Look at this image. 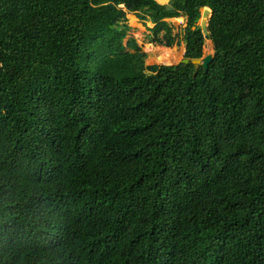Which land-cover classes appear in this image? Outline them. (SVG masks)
Returning a JSON list of instances; mask_svg holds the SVG:
<instances>
[{"label":"trees","instance_id":"obj_1","mask_svg":"<svg viewBox=\"0 0 264 264\" xmlns=\"http://www.w3.org/2000/svg\"><path fill=\"white\" fill-rule=\"evenodd\" d=\"M158 1L0 0V264H264V0Z\"/></svg>","mask_w":264,"mask_h":264},{"label":"rangeland","instance_id":"obj_2","mask_svg":"<svg viewBox=\"0 0 264 264\" xmlns=\"http://www.w3.org/2000/svg\"><path fill=\"white\" fill-rule=\"evenodd\" d=\"M175 1L176 0H163L162 2L159 1L158 2L164 5L165 4L173 5ZM130 15H132L133 19L135 20H132ZM127 18H128V25L130 27V31L124 43L126 44L131 38L136 40L137 44L141 49L140 54L146 55L145 58L146 66H155V65L161 66L164 64V60H162L161 58L167 60L174 56L178 58V61L170 65H176L181 62V60L184 58V52H185L184 42H181L180 46L175 45L174 46L175 50L159 46L156 43H150L149 42V37L151 36L150 29L154 27L153 23L147 22L145 24L142 21H140L135 14L130 12H127ZM166 21L173 26L174 33L178 35L179 38L182 40L184 29L187 25L186 16L181 14L180 16H175ZM203 53H204L203 56L214 54V45L213 43H211V40L206 39L203 48ZM164 65H169V64H164Z\"/></svg>","mask_w":264,"mask_h":264},{"label":"water","instance_id":"obj_3","mask_svg":"<svg viewBox=\"0 0 264 264\" xmlns=\"http://www.w3.org/2000/svg\"><path fill=\"white\" fill-rule=\"evenodd\" d=\"M165 5H166L167 10L169 11L173 10L172 5H169V4H165ZM212 15H213V11L209 7L201 8V18L199 20L197 29L201 30L205 36L209 35L208 27H209V23H210V19L212 18ZM213 55L214 54H209L207 56H203L202 58H197V59L196 58L191 59V58L184 57L181 60V62L178 64H193V65H196L197 67L201 65L204 67L205 72H207L213 60ZM165 66H174V65H165Z\"/></svg>","mask_w":264,"mask_h":264},{"label":"bare ground","instance_id":"obj_4","mask_svg":"<svg viewBox=\"0 0 264 264\" xmlns=\"http://www.w3.org/2000/svg\"><path fill=\"white\" fill-rule=\"evenodd\" d=\"M161 59L164 60V64H169V65L178 61V58L176 56L171 57V58H169L167 60L163 59V58H161Z\"/></svg>","mask_w":264,"mask_h":264},{"label":"clouds","instance_id":"obj_5","mask_svg":"<svg viewBox=\"0 0 264 264\" xmlns=\"http://www.w3.org/2000/svg\"><path fill=\"white\" fill-rule=\"evenodd\" d=\"M212 42V41H211Z\"/></svg>","mask_w":264,"mask_h":264},{"label":"crops","instance_id":"obj_6","mask_svg":"<svg viewBox=\"0 0 264 264\" xmlns=\"http://www.w3.org/2000/svg\"><path fill=\"white\" fill-rule=\"evenodd\" d=\"M168 20V19H167Z\"/></svg>","mask_w":264,"mask_h":264}]
</instances>
